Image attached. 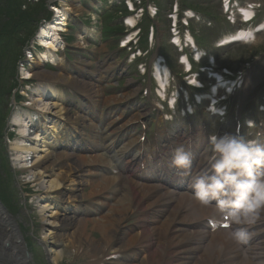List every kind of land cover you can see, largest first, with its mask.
<instances>
[{"label":"rangeland","instance_id":"obj_1","mask_svg":"<svg viewBox=\"0 0 264 264\" xmlns=\"http://www.w3.org/2000/svg\"><path fill=\"white\" fill-rule=\"evenodd\" d=\"M61 4V0H0V205L8 210L19 226L29 264L92 263L93 259L86 253L64 256L56 263L54 252L61 248L59 242L65 241L71 233L77 231V220L99 217L109 211L110 205L107 207L104 202L99 205L95 203L99 202L96 199L104 201L112 191H101L91 196L89 184L98 179L99 175L109 176L110 168L103 167L100 162L88 164L83 168L85 174L74 173L75 183L64 184L61 195H58L48 192L45 184L42 188L34 187L31 182L35 178V171L31 169V163L37 160L43 149H49L58 159L70 163L72 160L76 161L74 159L77 155L86 156L90 152L111 157L110 148L116 149L114 144L118 145L121 138L131 141L130 147L134 148L140 144L138 139L140 140L141 135L145 137L149 134L151 140L156 135H164L160 119L165 113L162 114L161 107L157 105L160 100L156 96L157 85L151 74L153 63L165 61L171 68L170 88L187 91L190 101L194 103L195 95L210 93L215 82L209 72L205 71L207 68L211 67L213 71L223 75L228 86L219 88L218 96L227 99L222 104L226 105L228 117L221 120L205 114L203 116L198 109L193 116L195 122L206 118L212 131L232 133L238 128L242 130L243 126L238 127L236 122L237 116L257 117V123L262 119L264 121V112L260 110L261 107L264 109V30L256 33L250 40L227 49L215 47L216 39L237 26L242 28L248 25L247 27L255 29L264 24V0H230L228 11L223 0H72L71 7L74 5L77 9L73 10L75 13L70 16L67 31L63 35L65 49L60 51L62 60L51 64L37 63L38 60L30 63L26 58L29 57L28 49L38 41L41 26L55 19L54 10ZM240 6L249 10L253 8L251 25L246 24L248 18L243 15L239 17ZM231 16H234L235 23ZM130 19L134 20V24L129 23ZM187 33L194 38L196 48L187 46L186 38H181L178 44L172 39L176 35L184 36ZM127 39H130L125 44L128 46H124ZM132 54L137 59L130 56ZM183 55L191 61V73L198 75L204 89L187 85V75L180 62ZM26 63L32 65V70L68 75L73 84H81L87 90H71L65 82L57 87L58 94L65 98L60 102L67 111L65 116L80 122L78 129L73 127V134L80 136L81 147L65 148L62 134L57 136L50 131L46 133L43 130L40 133L31 129V134L26 135V140L29 141L24 142L33 151L26 155V163L22 164L12 155L15 143L21 139L20 128L14 125V116L21 114L22 117L33 118L34 111L27 107L28 103H24L25 101L42 100L47 103L46 95L37 97L33 93L39 86V81L35 79L30 83L25 80L23 68ZM83 63L85 66L82 67ZM98 89L101 94L95 93ZM183 95L180 91L176 104L177 113L173 116L176 121L182 114L180 107L186 102L185 94ZM102 98L106 100L105 104H102ZM110 109L115 112H109ZM55 111L57 109L51 108L48 111L53 121L58 119ZM117 115L120 118L115 123L116 127L123 129L118 130L113 123L106 127L108 120L106 122L105 119L116 120ZM134 115L140 118L134 119ZM87 117L91 119L89 124L95 122L96 129L90 126L93 130H86ZM140 121L141 124L132 129L131 124ZM180 125L187 128L186 123ZM43 126L48 125L44 123ZM171 127L172 125H168V129ZM101 129L106 137L104 135L99 147L84 140L87 137L85 135H90L94 130L102 132ZM242 134L246 136L247 132ZM85 148L95 150L87 152L83 150ZM69 154L75 155L74 159ZM86 169H91L95 175ZM85 180L88 181L87 184L84 183ZM51 201L63 207L61 214L67 216L62 217L67 218L69 223L57 227L54 240L50 238L52 227L48 216ZM112 203L111 201L110 204ZM142 216L140 212L131 213L121 224L122 233L137 228ZM144 221L147 222V218ZM87 236L94 241L100 239L99 232L89 227ZM2 242L0 241V247L8 250V243ZM141 245L138 244L135 248L138 255L133 254V251L123 254L119 259L108 256L106 264H142L145 254ZM7 257L0 256V264H7ZM165 260L167 264V256Z\"/></svg>","mask_w":264,"mask_h":264},{"label":"bare ground","instance_id":"obj_2","mask_svg":"<svg viewBox=\"0 0 264 264\" xmlns=\"http://www.w3.org/2000/svg\"><path fill=\"white\" fill-rule=\"evenodd\" d=\"M61 3V6L54 10L55 19L40 28L37 37L39 44L36 42L28 49V51H31L30 53L32 56L28 55L29 57L26 58L30 63L36 60H38L37 63L41 62L42 64L58 63L61 59L60 51L63 52L65 47L63 35L67 31V22L70 20V16L75 13L73 10L77 7L74 5V7H71L72 0H61ZM243 11L246 18L251 17L253 14V12L249 10ZM129 23L134 24V20L130 19ZM30 63H26L27 66L25 65L23 68L25 80L30 83L35 81V79L39 81V86H37L33 93L37 94V97L38 95L40 97L46 95L47 103L42 100L24 102L28 103L26 104L28 105L27 107L34 111L33 115L35 117L39 115V118H37L40 119V121H37V124H33L32 122L34 121V116L30 119L22 117L23 115L21 114L14 116V125H18L20 128L21 139L15 143L12 155L18 163L22 164L26 163V155L33 151V148L24 142L29 141L28 139L26 140V135L31 134L29 133L31 129L40 131V133L43 132V130L46 131V133L50 131L57 136H61L62 134L61 137L64 140V146L68 148L72 146L74 148L81 147L79 142L74 139L76 135L73 134L74 128L78 129L77 125H79L80 122H77V119L73 121L69 119L70 117L65 116L67 111L61 105L62 103H60L64 101L65 98L58 94L59 90L57 87H59L61 82H65L69 84L71 90H74V88H78L82 92L83 89L87 90L81 84H73L68 75L61 73L47 74L39 69L32 70V65H30ZM83 66H85L84 63L82 67ZM155 66L156 78L159 84L164 87L166 77L165 79L162 77L161 66L157 64ZM164 74L165 76L168 75L166 69H164ZM193 83L195 84L196 81ZM100 89L95 93L101 94ZM101 100H103L102 104H105L106 100L103 98ZM50 108L57 109V111H55V113H58L57 121L50 119L52 117L48 115ZM110 111L115 112L111 109L109 112ZM117 116L118 117H115L116 120L114 118L113 120L111 118L106 119V122L108 120L106 127L112 123L115 124L120 118L119 115ZM133 118L138 120L140 116L134 115ZM137 120L134 121L132 119L134 122ZM89 121H91V119L87 117L86 122L88 123H86V130L93 128L90 126H94L96 129L95 122H90L89 124ZM44 123L48 126L44 127ZM137 124H141V121L131 124L132 129H136L138 126ZM115 128L118 130L120 129V127L116 126ZM122 129L123 128L120 130ZM189 130L195 131V129ZM94 131L95 132L89 133L90 135H88L87 138L92 140V142H94L93 144L99 147L98 145L101 144L106 134H103L104 130H102V132L99 130ZM176 134L181 136L183 132L176 130L175 135ZM199 134L203 133L199 132ZM205 141L209 142V137L206 138ZM129 144H131V141L127 143L124 142V146L120 151L111 155L109 159L103 154H98L96 152H90V155L86 156L77 155L75 159L73 158L75 155L69 154L70 158L76 160H72L70 163L67 160H64V162L62 159H58L49 149H43L41 151L42 153L37 157V160L31 163V169L35 171L33 173L35 178L31 183H33L34 187L38 186L39 188H42V185L45 184L47 190H49L48 192L61 195L64 184L75 183V179H73L74 173L79 172V174L82 175L84 171L83 168L93 162H100L105 167L110 166L112 161L121 159L124 150L127 149ZM200 149L202 148L200 147ZM130 153L128 158L135 160L138 157L135 150L130 151ZM60 160L62 162H60ZM123 166H126V164ZM86 170L89 171L90 174L95 175L91 169ZM98 177V179L89 184L91 186V196L101 191L111 190L113 196L109 198L113 203H108V206L110 205L109 211L99 217L77 220V231L71 233L65 241L59 242L61 248L54 252V262L58 263L64 256L70 257L79 255L80 253H86V255L93 259L91 264H106L108 256H110V258L114 257L119 259L123 254L128 252L133 253V251V254L138 255L135 248L138 244H142L141 246L144 247L142 249L145 254L142 264H166L165 256H167V264H254L252 259L253 249L244 252L239 247V244L229 238V231L220 232L216 235H208L198 230L191 231V229L183 231L182 227L178 225V222L190 224L191 222H196L204 218L208 213V208L205 205L197 203L187 193H177L166 189H160L158 185L151 183L135 182L132 180L131 175L124 174L120 171L111 176L106 177L104 175H99ZM84 183L87 184L88 181L85 180ZM31 206H33V204ZM50 207L51 209L48 215L52 227L50 229V238L54 240L56 238L55 232L57 231V227L65 226L69 223L67 222V218L62 217L67 215L64 213L61 214L64 209L60 204L58 205L56 202L51 201ZM152 210L156 213L148 215L147 217H140L137 228L122 233L121 224L131 213L140 212L141 214ZM144 218H147V222L144 221ZM88 227L99 232V241H94L87 236ZM0 241H3V244L8 243L7 246L10 247L8 250L2 249V246L0 247V256L7 255V260L9 262L11 261L10 263L7 262V264H29V257L25 254V245L19 226L8 210L2 205H0ZM57 241L55 243H57ZM256 247L260 248L261 246L257 245ZM257 256L262 258V262L264 261V256Z\"/></svg>","mask_w":264,"mask_h":264},{"label":"clouds","instance_id":"obj_3","mask_svg":"<svg viewBox=\"0 0 264 264\" xmlns=\"http://www.w3.org/2000/svg\"><path fill=\"white\" fill-rule=\"evenodd\" d=\"M206 152L208 170L192 182L194 196L237 225L229 238L245 245L251 235L247 226L264 216V144L239 132L213 131ZM191 165V154L178 146L172 166L188 174Z\"/></svg>","mask_w":264,"mask_h":264},{"label":"trees","instance_id":"obj_4","mask_svg":"<svg viewBox=\"0 0 264 264\" xmlns=\"http://www.w3.org/2000/svg\"><path fill=\"white\" fill-rule=\"evenodd\" d=\"M7 8V7H6Z\"/></svg>","mask_w":264,"mask_h":264}]
</instances>
